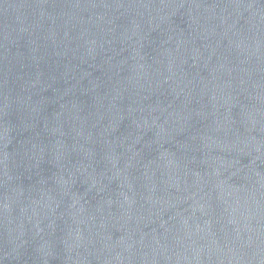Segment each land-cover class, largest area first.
<instances>
[{
  "label": "water",
  "instance_id": "1",
  "mask_svg": "<svg viewBox=\"0 0 264 264\" xmlns=\"http://www.w3.org/2000/svg\"><path fill=\"white\" fill-rule=\"evenodd\" d=\"M0 264H264V0H0Z\"/></svg>",
  "mask_w": 264,
  "mask_h": 264
}]
</instances>
